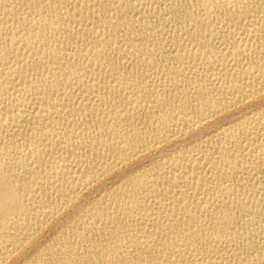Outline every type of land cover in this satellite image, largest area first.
<instances>
[{
  "label": "bare ground",
  "instance_id": "bare-ground-1",
  "mask_svg": "<svg viewBox=\"0 0 264 264\" xmlns=\"http://www.w3.org/2000/svg\"><path fill=\"white\" fill-rule=\"evenodd\" d=\"M0 264H264V0H0Z\"/></svg>",
  "mask_w": 264,
  "mask_h": 264
}]
</instances>
